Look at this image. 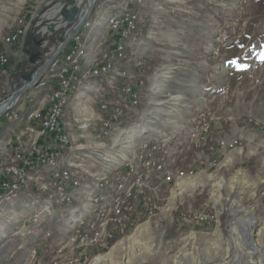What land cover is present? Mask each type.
Here are the masks:
<instances>
[{
	"label": "rangeland",
	"instance_id": "1",
	"mask_svg": "<svg viewBox=\"0 0 264 264\" xmlns=\"http://www.w3.org/2000/svg\"><path fill=\"white\" fill-rule=\"evenodd\" d=\"M97 1L95 0L92 7ZM197 1L205 4L203 0H173L168 6L160 5L162 10L158 7L159 14L154 18L157 24L153 28L159 38L150 40L152 28L148 36L141 40L144 45L143 54L151 60V66L148 72H144V94L139 113L132 121L113 127L109 134L103 135L100 133L101 123L94 116L98 111L96 105L95 109H90L91 115L85 118L84 123L80 121L84 104L90 101L86 99H94L93 89L86 83L76 94L71 112H74L81 127L85 128L86 134L96 128L93 132L97 136L93 133L86 136L82 141L84 146L80 149L81 154L74 152L76 147H71L80 160L75 163L76 168H71L72 176L88 180L85 175L89 174L101 182L110 180L112 177L109 175L114 173L112 170L118 167L122 168L121 174L124 175L126 170L120 166H125L131 156L129 149H125L128 145L126 142L119 146V152L126 155L125 160L120 158L118 151L111 152L115 146V133L121 129H130L137 122V125L148 132L135 137L134 145L130 148L135 154L138 153L140 140L145 137L159 138L161 141H156L155 146L162 145L167 138L165 145H162L163 150L168 149L167 155L161 149H157V152L172 161L174 155L170 151L175 149L177 152L175 142L177 147L181 142H198L190 136L189 131L201 119L210 122L207 136L209 144L204 148L200 146L199 149L193 147L192 158L187 167L173 173V179L169 183L163 181L153 169L148 170L145 186L140 190L145 199L144 221L138 222L127 234L126 230L118 233L111 239L114 240L111 245L108 244L111 240L108 242L107 235H99L95 241L81 246L74 244L73 249L69 245L64 249L63 258L72 257L73 252H81L87 255L88 264L96 256H105L108 259L105 263L98 264H125L128 255L133 257L130 264H186L184 259L190 253L198 255L203 264L205 255L202 253L206 250L210 251L211 257L222 255V244L229 240L228 221L232 211L237 212V218L238 215L244 216L243 219H253L257 225L264 226V144L261 142L264 141V0H225L230 4L226 10L221 7L219 10L205 6L199 8ZM73 2L76 5V0H0V51L5 47V52L11 58L8 69L0 72V103L22 88L26 84V77L31 78L58 50V34L63 38L66 27L61 25L53 34L48 28L60 23L61 18L58 15L62 14L64 18L63 10L68 11L66 7ZM206 4L210 7L213 5L211 2ZM54 6L59 8V12L48 17L47 12ZM75 8L78 10L77 6ZM213 9L220 13L215 16L217 20L212 24L209 20L206 21L204 12L211 15ZM85 21L92 23L90 13L83 23ZM208 23L209 30L205 29ZM16 27L25 28V35L18 43L10 44L7 38ZM198 32L202 34V39L192 36ZM204 34L209 39L204 40ZM91 35L93 33L90 38ZM25 39L29 40V44L25 43ZM32 49H38L39 55L30 54ZM43 72L44 69L41 73ZM42 74L37 77L36 84L26 89L19 100L0 116V177L10 156L8 144L15 140L14 132L20 134L21 138L24 135L28 137L23 123H26L29 113L35 110L28 108L34 107L35 103L38 105L39 99L44 95H40L42 91L36 92L39 90L37 84ZM83 90L88 92L83 94L85 100L77 109V97ZM18 105L24 106L21 111L23 113L18 111ZM238 133L241 141L239 143L238 139L234 148L225 150L217 145V139L224 138V134L239 138L235 135ZM211 143L213 149L209 148ZM110 152L116 159L113 163L106 157ZM66 158L68 157L59 155L56 159L61 164L60 161ZM83 158L87 160L89 172L81 167ZM46 163L39 162L33 169V179L28 180L27 187H21L14 198L5 200L6 191L0 188V264H37L38 249L32 257V248L26 253L24 248L15 250V240L24 239L27 229L36 223L42 227L49 225L53 203L49 195L53 190L49 186L42 189L39 184L35 187L32 185L35 180L41 184L50 182L48 169L51 167ZM171 169L175 171L173 167ZM198 173L203 174L202 185L191 192L177 193L171 202L173 191L178 188L177 184L195 177ZM153 179L169 184L167 190L159 194L160 200L155 198L157 189L151 184ZM217 179L224 182L218 192L219 202L224 207L220 213L211 197L212 186ZM232 179L237 187L244 181L256 183L258 187L255 196L251 199L244 192L240 200L231 204L233 191L229 183ZM40 191L47 193L45 198L35 195ZM149 210L153 211L151 217L146 215ZM196 211L213 217L201 225L194 223L193 214ZM184 216L192 220L186 221ZM140 217L141 215L137 216L133 223L139 221ZM146 224L149 228L147 238L151 241L148 251L142 249L141 244L144 241L141 239L126 242L123 247L118 245L126 237L137 235V227ZM257 246L261 249L259 243ZM258 254L264 259V247L258 250ZM53 258L49 264H53Z\"/></svg>",
	"mask_w": 264,
	"mask_h": 264
},
{
	"label": "bare ground",
	"instance_id": "2",
	"mask_svg": "<svg viewBox=\"0 0 264 264\" xmlns=\"http://www.w3.org/2000/svg\"><path fill=\"white\" fill-rule=\"evenodd\" d=\"M79 3L80 1H77L76 6ZM91 3L92 0H87V5L84 8L82 15L80 16L79 26L69 40L70 44L74 42L75 45L71 44L73 47H69V49H62V56H61L62 61L57 60L51 64L49 69H44L43 74L40 73L42 74V76L40 78L39 83L37 84L39 86L38 89L41 88L45 89L46 92L45 98H46L47 94H51V86H48V83L50 82V78L59 76L64 71L69 70V66H73L74 84L72 87H69L65 91L64 97L59 98L60 127L65 128L63 149L67 150L68 152L67 154H70L74 150L71 148L72 145L70 144L69 129H71V125L69 123H65V122L63 123L62 118L65 115L66 109L70 105L71 106L73 105L72 101L76 98V94L87 85L86 83H84L85 77L90 76L96 79V81H94L93 84H89V85L93 89V93H94L93 96L95 102L94 104L97 106L98 109V111L95 113L94 116L96 117V120H99L101 123L100 133L103 135L109 134L111 132L110 129H112L113 127H120L123 125V123L127 124L129 121H132L133 118H135L139 113V108H140L139 106L141 105L144 94L143 89L145 86V82L143 83V86L141 84H138V77L140 70L131 71L128 68L122 66V61L126 59L125 39L130 35L131 30L133 29L135 22L138 19V15L136 12H132L128 10L126 11L118 10V12L110 13L107 16L106 20L104 19L106 31L105 33L102 34L104 36L100 35V40L98 39L100 41V46L102 47L98 55V58L96 57L97 59L95 60L94 65L89 69L82 68L81 61L86 55V47H87L84 40L85 38H84L83 30L86 28L90 29L92 27V23L88 24L87 21L83 23V20L88 17L91 11V9H89ZM126 17H127V26H130L128 30V36H126V38H119V31H114V27L121 20L126 19ZM88 25L89 27H86ZM107 33L110 34L111 38L108 39L106 37ZM24 35H25V28L16 27L9 34L7 41L10 44L18 43L24 37ZM116 40H118L117 44H116ZM107 41L108 44L111 43V46L105 44V42ZM90 43H88V45ZM109 47H114V48H111L109 50ZM108 50H109V55L108 57H106ZM2 56H3V51H0V72L4 71L9 64V55L6 53V60L4 61V64H2ZM101 57H106L103 59V63H101ZM100 64H101V69L99 72H97L98 68L100 67ZM139 65L140 63H137V66ZM40 74L38 75L39 77ZM30 81L31 79H27L25 85L29 84ZM123 82L128 87L129 91H134V97H138V98H135V102L132 105L131 114L125 116V118L124 115H117L116 120L114 121L113 110H107V109H117L119 107V103H127L129 100V91H127L125 87H120ZM25 85H23L22 87H24ZM15 92L10 94L7 98L4 99L3 102L0 103V116L6 111V109H8L10 106L15 104L19 100V98L22 96L25 90H22V92L19 95L16 94ZM86 92L88 91L85 90L81 91V95L77 97V103H76L77 109L80 105H83V101L85 100L84 97L85 95L83 94H86ZM114 94H115V99L107 98V100L104 101V103H99L100 99H105L106 97L112 96ZM86 100H90V101L84 104L83 110L81 112L83 116L80 118V121H82L83 123L85 121V118L91 115L90 103L93 101V98ZM43 103H45V99L42 101V104ZM18 108L20 109L22 108V106L18 105ZM38 108L39 107H36L35 110L34 111L32 110L33 112L31 113H36V110H38ZM25 120L27 123L29 120V115ZM111 123H113V127ZM137 123L131 126L130 129H121L118 130L117 133H115L116 136L115 146L112 148L111 152L114 150L118 151L120 158L125 160L126 155L123 154L121 151L119 152V146L126 142L128 143V145L125 146L126 147L125 149L126 150L129 149L128 153H130L129 156H131L130 157L131 159L128 160V162H126L127 164L125 166H120V167H124V169L126 170L124 175L121 174L122 168L119 167L115 168L114 170H112L114 172V176L110 180L101 181L96 186V190L98 194H95L96 193L95 192L92 195V198H89L87 196L88 200L90 199L93 203L95 204L103 203L105 205V208L102 209L99 206L95 205L94 210L92 212H95L96 216L87 224V226L89 227H96L97 223H102L103 218L105 216H109V214L113 212L114 207L122 201L125 195H128L130 189L134 187V182L137 181L138 189L141 190L145 186L148 177L146 173L148 172V170L153 169L155 172L159 174V176L162 178L163 181H166L168 183L173 179L172 175L174 172L171 169L172 168L171 164H169L171 158L168 160L167 158L159 157L156 155L157 149H161L162 153L165 154V156L167 155L166 152L168 151V149L163 150L162 147V145L163 146L165 145L167 138H165L162 145L155 146L154 143L156 141H161L159 138L145 137L143 140H140L139 142L138 153L135 154L134 151H131L133 149L130 150V148L134 145L135 137L144 135L145 133L148 132L146 129L137 125ZM204 126H206V120L201 119L199 123L194 124L190 129L189 131L190 136L192 138L195 137V131H201V128H203ZM208 134L209 131L206 132V135L204 136L203 140L208 138L207 137ZM242 135L243 134H241V136ZM238 139L239 138L237 137L219 138L217 144L220 145V147L224 148L225 150L226 149L230 150V148H234L237 145ZM249 139L250 140L252 139L251 134ZM261 142L262 144H264V141ZM111 152L106 157H108L109 161L112 162L116 159ZM170 152L172 153L171 155L175 156L176 154L175 149ZM59 155L60 154H55L54 157L48 160H40V161H46L48 167L49 166L51 167L50 169H48V171H50L49 181L50 180H54V181H50L47 184L46 183L41 184L39 181L35 180V182H32V185L35 187L36 184H39L42 189L48 188V186L51 187L53 193H51L49 196L51 197L52 202L54 203H70L73 199H75V197L80 192H82L80 186L81 185L80 181L82 179L74 178L72 176L71 168H76L77 165H75V163L72 162L70 163L69 161L66 163L65 167H62L61 164L57 162L56 158ZM0 156H1V143H0ZM38 164H36L35 167H37ZM110 164L111 163H109V165ZM164 165H166L165 172H164ZM4 170L5 167L3 168V172ZM3 172L1 173L2 177H0V179H3ZM56 173H58L57 178H55ZM190 174H192V171H190ZM202 178H203V174L198 173L195 177L191 179L189 178L187 181H183V182L181 181L182 183L179 182L177 184L178 188L175 189V191H173L171 202H173V199L175 198L177 193H182L187 191L191 192L197 187L201 186L203 182ZM32 179L33 177L30 176V171H22L19 174V177H17L15 180L10 181V189L1 188V190L6 191L4 193L5 196L4 199L10 200L14 198L17 194L16 192L21 187H27L28 180H32ZM112 180H115L114 185H112ZM64 184L68 185L67 189L61 188ZM223 184H224L223 180L217 179V181L213 184L211 190V197L214 199L215 205L217 206L219 213L224 209L223 205L220 204L219 202V194H218ZM107 185H112V192H115V195H113L110 198L107 197V195H105L104 192L102 193V191L105 190L104 187ZM238 185L239 187L236 186L233 179L229 183V187L233 191V196L231 197L232 199L231 204L234 201L240 200V196L244 192L249 198L252 199L253 196H255V191L256 188L258 187L256 186V183H248L246 181L240 182ZM101 189L102 191L99 192ZM171 202L169 203L170 205ZM146 215L148 217H151V215H153V211L152 210L147 211ZM230 216L231 217L228 221V228H229L228 232H229L230 241L229 240L224 241V243L222 244V246L224 247L222 250V255L219 257H215V256L211 257L210 251L207 250L204 251L202 253L205 255L203 264H264V259L262 258L261 255L258 254V250H261L264 247V226L261 225L259 226V224L257 225V222L253 221V219H248V218L243 219L244 216L239 217L238 215L237 218L236 217L237 212L234 211L231 212ZM83 223H84V219L80 221V224ZM141 227L143 228L141 229ZM136 230H137V235L133 236L132 238L126 237V239L121 240V242H119L118 245L120 247H123L126 244V242L130 243L131 241L141 239L142 241H144L141 244L142 249L144 251H148L149 250L148 246L150 245L151 242V241L149 242L147 238V236H149L148 225L146 224L143 226H138ZM216 233L219 234L218 231ZM98 237H95L93 240H88V241L78 240V242L76 243L74 242L72 245L76 244L81 246L83 244L95 241ZM257 243H259L261 249L258 248ZM72 245L70 246L68 245L70 249H73ZM66 247L67 246L62 245L55 250L53 255L54 258L52 261L53 264H88L87 255L81 254V252L80 253L73 252L72 257L63 258L62 256L64 255V249ZM156 250H158V248H156ZM127 257L129 260L127 259V261H125V264H130L131 261L133 260L132 259L133 257H131V255H128ZM184 260L186 264H201L202 262L201 259L198 257V255H190V253L186 254V258ZM106 261H108V259L106 260L105 256H96L91 261L90 264L105 263Z\"/></svg>",
	"mask_w": 264,
	"mask_h": 264
},
{
	"label": "crops",
	"instance_id": "3",
	"mask_svg": "<svg viewBox=\"0 0 264 264\" xmlns=\"http://www.w3.org/2000/svg\"><path fill=\"white\" fill-rule=\"evenodd\" d=\"M173 0H102L101 6L96 13L95 16L90 17L91 22H92V27L90 29H84V40L86 44V55L81 61V66L84 69H89L94 65L95 60L98 58V55L101 50L100 46V35L105 33V20L107 16L110 13L118 12L119 11H132L136 12L138 15V19L135 22V25L133 29L131 30L130 35L125 39V56L126 59L122 61V66L125 68H128L131 71H136V70H143L144 72H148L150 70L151 66V60L147 57H145L144 52V45L142 43V39L144 36H148V33L150 30L153 28V26H156L154 24L156 23V20L154 19L157 14H159L158 7L160 5H166L168 6ZM199 8L206 7V8H214L215 10H219V7L222 9L226 10L227 7L230 6L229 3H226L225 0H203L205 4L198 3ZM207 2H211L213 5L207 6ZM168 4V5H167ZM160 8V7H159ZM161 9V8H160ZM213 9L211 15H208L207 13L204 12V18L206 21L209 20V22L214 23V21L217 20L215 16H219V12L215 11ZM162 10V9H161ZM105 19V20H104ZM160 26V24L158 23ZM102 26V27H101ZM209 23L205 25V29L209 30ZM103 28V29H102ZM89 30V31H88ZM204 30V29H202ZM99 31V32H98ZM144 31V33H142ZM147 34H146V33ZM89 33V34H88ZM91 35L90 38V34ZM169 33V32H167ZM202 33V32H201ZM97 34V35H95ZM99 34V35H98ZM149 38L150 40H157L158 34L155 33V30L153 28V31L150 32ZM160 35V34H159ZM205 35V34H204ZM104 36V35H102ZM194 37L198 38H203L202 34L199 32L197 34H192ZM89 37V38H87ZM106 37L109 39L110 34L107 33ZM95 38V40H94ZM161 38V37H160ZM204 40L209 39L207 35H205ZM67 39V37L64 39V41ZM90 39V40H89ZM99 39V40H98ZM180 39V38H179ZM70 40V39H69ZM92 40V41H91ZM97 40V41H96ZM200 40V39H198ZM63 41V42H64ZM91 41V43H90ZM88 43H90L88 45ZM98 43V44H97ZM66 44L69 45V47H73L72 45H75V43H71L68 41ZM65 44V45H66ZM106 45L111 46V43L108 44V41L105 42ZM68 47V46H67ZM146 48V47H145ZM12 51V50H10ZM94 57V58H93ZM97 57V58H96ZM58 61L61 60V54H59L56 58ZM142 60V61H141ZM89 61V62H87ZM87 62V63H86ZM137 63H140L139 66H137ZM89 64V65H88ZM85 65V66H84ZM6 70V69H5ZM3 74V73H2ZM94 81H96L95 78L87 76L84 79V83L87 84H93ZM90 87V86H88ZM92 89V87H90ZM42 91V92H41ZM36 92H41L40 95L43 93L44 95L39 99L40 102L38 105L34 107L28 108V110H31L36 107H41L42 101L45 99V89H39ZM94 99L91 104V108L95 109V104H94ZM70 108V109H69ZM24 109V106L19 109L18 111H22ZM71 109L73 111L72 106L70 105L65 112L64 117L62 118L63 123H69L71 125V130L69 131L70 135V144L74 147H76L74 152H77L78 154H81L82 147L84 144L82 141L85 140L86 136L89 135V133L96 134L93 132V130H96V128H93L92 130L87 131L85 128H82L81 125L79 124V120L75 118L74 112H71ZM20 124V123H18ZM25 122L23 123V125ZM15 140L12 141L13 143H20V145L25 148V146L29 142V137L23 136L21 138L20 134L15 133ZM99 135V134H98ZM239 137V133L235 134ZM234 135V136H235ZM97 136V134H96ZM223 137L228 138L227 134H224ZM230 137V136H229ZM208 139V138H207ZM241 138L239 137V143ZM205 140V139H204ZM210 140V138H209ZM218 140V139H217ZM216 140V141H217ZM203 141V140H201ZM203 142H208V140L203 141ZM24 144H26L24 146ZM218 145V144H217ZM175 147L177 149V142H175ZM220 147V146H219ZM210 149H213V144H210ZM222 148V147H220ZM219 148H217L218 150ZM224 149V148H222ZM67 150H64V154H60L61 156H66L64 161H60L61 164L66 165L67 162L71 161L74 163L79 162L78 160V155L73 153L72 154H67ZM68 155V156H67ZM157 156L159 157H164V155L161 152L156 153ZM165 158V157H164ZM86 159H82V169L86 172H89V166L86 164ZM80 164V163H79ZM65 167V166H64ZM152 171V170H150ZM92 173V172H90ZM108 173V172H107ZM114 173L110 174L109 176L113 177ZM153 175H156L153 173ZM88 180L82 179L81 180V191L75 199H73L70 203H52L51 204V215H50V221L49 225L46 226H41L39 223H36L35 225H32L29 229L26 231V237L24 239L18 238L15 240V250L19 248H24V252L26 253L29 248H32V253L34 254V250L37 248L38 253H37V264H40L42 262L43 264H49L51 259L53 258L55 250L60 247V246H68L72 245L74 242H68L69 240L73 239V236L75 233H77L78 228L82 225L80 224V221L84 219L85 226L95 218L96 214L95 212H92L94 210L95 205L99 206L101 209L105 208V205L103 203H93L90 199L88 200L87 196L89 198H92V195L98 194L96 190V186L98 183H100V180L98 178L94 179L91 175L87 174L85 176ZM87 182V183H86ZM115 180H112V185H114ZM151 184L153 187L157 189V193L155 194L156 200H160L158 197L160 193H163L167 188L168 185L167 183H162L158 181L157 179H153L151 181ZM112 185H107L105 186V190L102 191V189L99 191L102 193L104 192L107 197H112L115 195V192H112ZM90 195V196H89ZM94 197V196H93ZM70 243V244H69ZM58 245V246H57ZM21 249V252H23ZM43 256V257H42ZM27 258V256H25ZM29 257V256H28ZM8 260L10 258H7ZM44 259V261H42Z\"/></svg>",
	"mask_w": 264,
	"mask_h": 264
},
{
	"label": "built area",
	"instance_id": "4",
	"mask_svg": "<svg viewBox=\"0 0 264 264\" xmlns=\"http://www.w3.org/2000/svg\"><path fill=\"white\" fill-rule=\"evenodd\" d=\"M80 1L77 5L78 10L74 20L72 22L67 21L62 17V14L58 16L61 18L60 23L57 25H53V27H49L48 31H52L51 34L55 33L54 31L58 29L61 25L66 27L64 31V36L61 38L60 33L58 34L60 38V45L58 49L63 44L64 39L68 34L73 30L77 29L79 26L80 16L82 15L84 8L87 5V0H76ZM66 4V3H63ZM74 2L67 6L66 9L75 8ZM67 10H63V15H70ZM59 12V8L55 7L50 8L47 12L48 17H53L57 15ZM130 26H127V17L126 19L121 20L115 27L114 31H119V38H126L128 36V30ZM52 28V29H51ZM111 38V37H109ZM118 38V40H119ZM116 40V44L118 43ZM46 43V41L44 42ZM68 46V47H67ZM116 47V46H115ZM114 47H109V50ZM53 48L50 50L52 51ZM62 49H69V45L66 44ZM109 50L107 51V56L109 55ZM5 47H3V56H2V64L6 60ZM50 52H45L48 54ZM51 54V53H50ZM49 54V55H50ZM54 54V53H53ZM52 54V55H53ZM62 56V50L60 52ZM106 57H101V63H103V59ZM50 58V57H49ZM66 58V56H65ZM57 61L55 59L53 62ZM52 62V63H53ZM51 63V64H52ZM50 64V65H51ZM49 65V66H50ZM101 69L98 68L97 72ZM145 82L144 71H139L138 84L143 86ZM74 84V75H73V66H69V70L64 71L62 74L56 77H51L48 86H51V94H47L45 98V103L41 104V107L36 110V113H29V120L24 125V129L29 137L28 144H24L25 148H23L20 143H9L10 148V156L8 161L5 164V170L3 172V179H0V188L10 189V181L15 180L19 177V174L22 171H30V176L32 175L33 169L40 162V160H48L54 157L55 154H64L63 142H64V129L60 127L59 121V98L65 96V91L72 87ZM120 87H125L127 91L128 87L123 82ZM107 98H114L115 94L105 99H100L99 103H104ZM134 91H129V100L127 103H119V107L117 109H107L113 110L114 112V121L116 120L117 115H129L132 113V105L135 102ZM20 113H23L20 111ZM26 113V112H24ZM11 116V115H9ZM112 127H113V123ZM210 130V122L206 121V126L201 128V131H195V139L196 141L203 140L206 132ZM13 141V140H11ZM166 169V165H164V172ZM180 168H175L174 173H177ZM57 174L55 178H57ZM54 178V179H55ZM54 181V180H50ZM37 186V184H36ZM68 185H63L61 188L67 189ZM40 189V187H39ZM144 202L145 199L142 196L140 190L138 189L137 181L134 182V187L130 189L128 195H125L122 201L114 207L113 212L109 214V216H105L103 218L102 223H97L96 227L85 226V222L78 228L77 233L74 234L73 239L68 242H76L77 240H93L95 237L99 235H107L108 242L113 239L118 233H123L127 227L130 225V221L135 219L137 216H140L145 212L144 210ZM185 214V213H184ZM185 218L187 216H184ZM212 215L204 214L203 212H195L193 214L194 223L204 224L206 221H210ZM192 219L186 218V221H191ZM37 248L34 250V254H36ZM34 254L32 257H34Z\"/></svg>",
	"mask_w": 264,
	"mask_h": 264
},
{
	"label": "trees",
	"instance_id": "5",
	"mask_svg": "<svg viewBox=\"0 0 264 264\" xmlns=\"http://www.w3.org/2000/svg\"><path fill=\"white\" fill-rule=\"evenodd\" d=\"M101 3H102V0H98L95 4H94V6L92 7V9H91V12H90V17H92V16H95L96 15V13L98 12V10H99V8H100V6H101ZM26 40V39H25ZM29 40H26L25 41V43H27ZM27 44H29V43H27ZM11 50H13V48H11ZM31 53H33V54H35L36 53V51L34 50V49H32L31 51H30V54ZM32 54V55H33ZM10 61H11V58L9 57V64H8V66H7V69H8V67H9V65H10ZM208 140V139H207ZM207 145H208V143L207 142H202V141H198V142H196V143H191V142H189V143H186V142H181V143H179L178 144V147H177V152H176V154H175V156H174V158L172 159V161H171V166L173 167V169H175V168H180V169H182V168H186L187 167V165H188V162L191 160V155L193 154V151H194V148L193 147H196V149L198 148L199 149V147L201 146V148H204V147H207ZM167 190V189H166ZM45 193V194H44ZM46 192H42V191H40V192H36L35 193V195H37L39 198H45L46 197ZM23 195V194H22ZM134 220L135 219H133L132 221H130V225L127 227V229H126V234H127V232L128 231H130L134 226H136L137 225V223L138 222H142V221H144L145 220V216H144V214L142 213L141 214V217L139 218V221H137V222H135V223H133L134 222ZM112 243H114V240H111L108 244H112Z\"/></svg>",
	"mask_w": 264,
	"mask_h": 264
},
{
	"label": "water",
	"instance_id": "6",
	"mask_svg": "<svg viewBox=\"0 0 264 264\" xmlns=\"http://www.w3.org/2000/svg\"><path fill=\"white\" fill-rule=\"evenodd\" d=\"M94 2H95V0H92V3L90 4L89 9H91V7H92V5H93ZM76 13H77L76 8H73V9H71V11H70V15H66V16H64V18H65L67 21L72 22V21L74 20V17L76 16ZM74 32H75V29H73V30L68 34L67 39L63 42V44L61 45V47H60V48H59V49H58V50H57V51H56V52H55L50 58H48L40 68H38V69L34 72L33 76H32L31 78H29V79H31L30 83L27 84V85H25L24 87L20 88L18 91H16V92H15L16 94L19 95V94L22 92V90H26V89H28L29 87H31V85L33 86V85L36 84V79H37L38 75L41 73V71H42L43 69H45L47 66H49V65H50V64H51V63L57 58V56L60 54L62 48H63V47L65 46V44L69 41V39L72 37V35L74 34ZM26 79H28V78L26 77ZM10 107H11V106H10ZM10 107H9L8 109H6L5 112H7V111L10 109ZM5 112H4V113H5Z\"/></svg>",
	"mask_w": 264,
	"mask_h": 264
},
{
	"label": "flooded vegetation",
	"instance_id": "7",
	"mask_svg": "<svg viewBox=\"0 0 264 264\" xmlns=\"http://www.w3.org/2000/svg\"><path fill=\"white\" fill-rule=\"evenodd\" d=\"M35 51H36V53H35V56H38L39 55V51H38V49H35Z\"/></svg>",
	"mask_w": 264,
	"mask_h": 264
}]
</instances>
